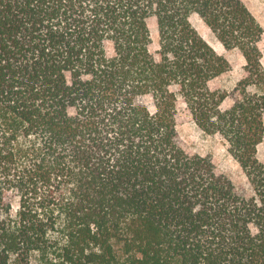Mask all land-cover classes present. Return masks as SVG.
<instances>
[{"label":"trees","instance_id":"1","mask_svg":"<svg viewBox=\"0 0 264 264\" xmlns=\"http://www.w3.org/2000/svg\"><path fill=\"white\" fill-rule=\"evenodd\" d=\"M194 15L246 61L231 93ZM263 39L243 0H0V264H264ZM180 103L250 197L183 147Z\"/></svg>","mask_w":264,"mask_h":264},{"label":"rangeland","instance_id":"2","mask_svg":"<svg viewBox=\"0 0 264 264\" xmlns=\"http://www.w3.org/2000/svg\"><path fill=\"white\" fill-rule=\"evenodd\" d=\"M243 1L264 27V0ZM191 22L217 53L223 55L229 61L231 65L230 70L217 78L213 83V87L222 88L231 93L245 74L244 66L246 61L244 57L236 49H226L200 17L196 15L192 16ZM151 32L153 38L151 51L154 53L159 47V33L156 23H152ZM260 48L264 55V39L260 43ZM147 100L149 103L151 102L149 98ZM231 103L232 98L230 97L225 106H229ZM178 110L180 117L178 132L181 144L187 152L192 155L199 154L204 157H210L216 166L217 172L226 175L232 180L241 194L250 197L252 195L251 185L241 165L230 154L229 145L226 140L218 135H207L200 130L195 124L191 112L183 103L179 104ZM258 157L264 163V142L259 146Z\"/></svg>","mask_w":264,"mask_h":264}]
</instances>
